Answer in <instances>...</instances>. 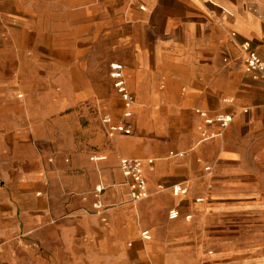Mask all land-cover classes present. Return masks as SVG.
Returning a JSON list of instances; mask_svg holds the SVG:
<instances>
[{"label":"crops","instance_id":"0c3cea01","mask_svg":"<svg viewBox=\"0 0 264 264\" xmlns=\"http://www.w3.org/2000/svg\"><path fill=\"white\" fill-rule=\"evenodd\" d=\"M245 41L264 60V0H0V264H264V86ZM112 64L136 108L110 138L81 116ZM25 74L46 83L23 90ZM70 75L90 82L72 104ZM122 158L145 161L146 200Z\"/></svg>","mask_w":264,"mask_h":264},{"label":"built area","instance_id":"2783aa9c","mask_svg":"<svg viewBox=\"0 0 264 264\" xmlns=\"http://www.w3.org/2000/svg\"><path fill=\"white\" fill-rule=\"evenodd\" d=\"M236 34L232 36L235 37ZM239 47L243 53L246 72L255 80L260 82L264 86V60L258 55L250 42H240ZM110 76L113 80V86L119 94L123 103V116L126 120H129L133 116L134 103L136 102L132 93L128 88V83L124 74V67L121 64H112L110 67ZM200 117L202 116L207 124L219 123L221 127H228L233 122L231 115H218L211 117L206 112L199 111ZM105 132L108 137L113 138L117 134L131 135L133 132L132 124L129 122H123L121 124H115L112 121L110 115H104L101 120ZM204 138H209L207 134H204ZM173 155V154H172ZM153 160H149L148 163H152ZM144 163L142 159L122 158L119 163V168L123 176L128 180L129 196L133 203L146 200L149 195L147 188V180L144 174ZM104 187L99 185L94 191V196L97 198V202L94 205L97 212L105 209L104 205L100 201V196ZM174 195L186 194L187 188H183L180 185H174L171 188ZM171 218L178 217V212L173 210L170 212ZM144 239L149 238L148 232L142 233Z\"/></svg>","mask_w":264,"mask_h":264},{"label":"rangeland","instance_id":"374dc122","mask_svg":"<svg viewBox=\"0 0 264 264\" xmlns=\"http://www.w3.org/2000/svg\"><path fill=\"white\" fill-rule=\"evenodd\" d=\"M28 49H20V50H7L9 51L8 55L11 58L13 55V52H23V51H27ZM16 54V53H15ZM10 67H12L13 65H11L9 63ZM8 65V66H9ZM21 69H22V73L25 71L28 72V69L31 68V66H29V64H21L20 65ZM25 78L22 79L21 81V87L23 90H34L37 87H41L43 85H45L46 82H44V79H42V77L40 76H35V75H29V74H25ZM88 82L84 81V80H80V76L79 75H70V79L69 81L66 83L67 88L69 89L70 93H69V97L68 99H70V103L72 104L73 101L79 100V98H77L74 94L73 91L75 89L78 88V86L80 85H84ZM90 83V82H89ZM88 83V85H89ZM127 83H129L127 81ZM130 84H128L129 89L132 91ZM98 85L101 86V89L103 90L102 92L105 94V96H103L102 98H99L100 100H95L93 102V98L92 97H85L84 98V105L88 108L89 113L87 115H82L81 119L84 120H102V117L104 115H110L112 118V121L115 124H121L123 122H125L124 116H123V111H122V101L118 95V93L116 92L114 86H113V80L111 79V77L109 76V80L108 81H101L98 82ZM89 87V86H88ZM91 88V86L89 87ZM80 99H83L82 97H80ZM98 102L100 103V115L98 114L97 110L95 111V107L93 105V103H95V106L98 105ZM136 108V103H134V109L133 112L135 111ZM75 107L70 110V111H75ZM80 111V110H78ZM118 135V134H117Z\"/></svg>","mask_w":264,"mask_h":264}]
</instances>
